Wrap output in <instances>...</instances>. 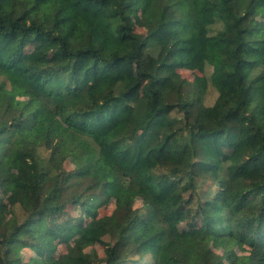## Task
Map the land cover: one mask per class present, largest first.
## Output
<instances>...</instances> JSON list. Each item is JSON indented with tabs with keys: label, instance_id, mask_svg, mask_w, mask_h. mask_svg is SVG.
Listing matches in <instances>:
<instances>
[{
	"label": "trees",
	"instance_id": "16d2710c",
	"mask_svg": "<svg viewBox=\"0 0 264 264\" xmlns=\"http://www.w3.org/2000/svg\"><path fill=\"white\" fill-rule=\"evenodd\" d=\"M138 10L155 24L144 38ZM262 10L264 0H0V189L14 172L9 204L23 212L4 220L0 196V264L23 249L41 256L52 238L66 246L58 264H264ZM180 69L202 76L180 80ZM76 237L106 258L88 259ZM214 240L249 253L218 254Z\"/></svg>",
	"mask_w": 264,
	"mask_h": 264
},
{
	"label": "rangeland",
	"instance_id": "374dc122",
	"mask_svg": "<svg viewBox=\"0 0 264 264\" xmlns=\"http://www.w3.org/2000/svg\"><path fill=\"white\" fill-rule=\"evenodd\" d=\"M132 19L134 21V33L137 37L139 38H144L147 35H149L155 28L154 23H145L141 19V12L135 11L132 13ZM257 21L259 22H264V10L260 11L257 16H256ZM44 50L43 45H31L28 48H26L27 52H32V53H38L40 51ZM133 67H130L129 69V75H133ZM202 74L198 71H193V70H188V69H180L177 71V77L180 80H187V81H193L195 77H200ZM139 96V93H136L130 101H133ZM20 99H28L29 95L28 94H20L18 96ZM213 98V93L210 92L208 98H206V104L211 103V99ZM54 129L57 133L58 136H61L64 131H65V126L60 122L56 121ZM230 151H224L223 159L226 160L229 155ZM41 156H46V153L41 150L40 151ZM102 163L106 167H111L113 165V159L111 156L104 154L102 157ZM79 169V162L77 159L73 156L69 157L68 160L66 161V170L69 173H75ZM8 179L7 181L1 186L0 189V196L2 199V209H1V214L4 220H7L10 216L13 214L18 218L22 219L23 218V212L19 207H15L14 209L10 208L9 204V196L11 193L14 191L15 186H14V177L15 173L14 172H9L7 174ZM209 187V182H207L203 186V190H207ZM213 188V187H211ZM146 201L143 198H136L135 203H134V208L136 210H143V207L145 206ZM113 210V202L108 204L105 208L97 211V215H106L111 213ZM67 215L69 216H75L78 214L77 211H74L71 206L67 208ZM188 221V218H186V214L181 213L178 217V223L172 227V232L174 235H181L183 229L186 227L185 224ZM106 241H108V238H105ZM70 245L76 248H81L86 255V257L92 261L95 260H104L106 258V251L105 248L100 245V244H93L89 245L86 240L81 239V238H73L70 241ZM48 246L53 247V251L50 253L48 259H46V253H47V248ZM211 247L212 249L217 252L218 254L223 255L226 251V249L231 248L236 255L242 256L246 255L249 253L248 247H246L243 244L239 243H234L232 246L228 247L225 243L221 242L220 240H214L211 242ZM66 252V246L59 242L58 239L52 238L50 240V244L44 246V251L43 254L40 256L38 253L30 250V249H23L19 255L18 258L15 260V264H58L59 259L63 257V255ZM221 264H228L225 260L221 262Z\"/></svg>",
	"mask_w": 264,
	"mask_h": 264
}]
</instances>
